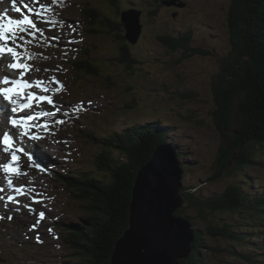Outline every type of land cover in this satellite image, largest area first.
I'll return each mask as SVG.
<instances>
[{"label": "rangeland", "instance_id": "obj_1", "mask_svg": "<svg viewBox=\"0 0 264 264\" xmlns=\"http://www.w3.org/2000/svg\"><path fill=\"white\" fill-rule=\"evenodd\" d=\"M3 1L0 0V11L1 9L6 11L8 8L11 11L10 17L6 14L7 18L31 19L36 26L29 28L27 25H22L26 30L18 34L30 42L25 47L32 54L34 51L35 56L34 60L22 61L32 65V70L26 73L23 79L29 82L38 79L45 81L50 91L40 93L39 89H34V93L51 97L59 108L57 112L56 108L48 105L47 101H32L33 107L28 109L30 113L24 114L18 111L17 116L24 120H27V115L41 111L54 113L29 122L33 126L29 129L28 136H22L23 129L12 128L8 121L0 129V160L6 162L0 167V182L9 186L8 180L12 181L9 186L11 192L0 191V211L9 208L13 213H20L22 220L28 221L21 222L19 228L8 227L6 232L16 234V237L23 242L37 243L35 244L37 248L29 252L27 247L25 248L22 252L26 253L25 256L3 255L4 263L61 264V257L65 256L68 250L63 243L64 254L62 248L60 249L59 236L62 237L64 234L58 224L59 215L65 211L67 214L64 219H70L74 208H79L81 203L72 199L70 191H64L66 189L64 184L52 180L44 174V171L47 168L56 172L75 168L82 171L95 167L94 154L99 153V148L87 138V131L89 129H94L96 133L101 131L96 124L97 120L103 119L105 121L103 126L109 131L115 128L125 129L128 123L132 125L145 120L162 121L170 127L169 130H165L168 139L175 140L178 146L195 161V168L188 172L187 179L189 182L201 185L199 188L203 194H219L230 185L237 184L240 180L237 176L212 180L220 148L223 144L228 148L230 146L227 141L225 142L222 131L215 125L212 113L217 105L214 83L217 77L223 74L225 64L236 60V47L232 42L227 21L231 0H194L193 12L183 10L180 13L185 17L183 21H186L180 25L183 24L193 32L200 21L215 26L214 39L209 38L211 31L200 27L191 43L195 48L208 49L210 55L202 56L200 53L187 52L185 47L171 53H168V49L164 47H155L157 44L150 38L155 32V26L159 23L175 24V21L169 18V13H161L154 24H150L147 28V44L155 45L151 46L153 51H141L139 59L142 63L136 64L132 69L114 65L110 69L115 77L114 85H111L106 78L76 73L69 62L76 52L83 51L81 48L86 41L94 47L98 57L120 53L119 45L114 43L115 39L111 34H104L103 37H96L93 33L86 35L87 21L84 14L91 8L87 0L86 2L56 0L55 3L52 0H5L9 6ZM11 3L15 6L11 7ZM33 3L36 6L32 5ZM41 4L47 5L51 10H42ZM17 8L19 11H16ZM48 21H56V23ZM185 27L180 28L185 31ZM41 39L47 43V46L40 44ZM63 51L65 53H62ZM132 51L136 53L134 49L130 50V53ZM78 58L82 57L78 56ZM11 63L13 59L11 62L0 61V71L21 79L20 73L9 68ZM84 64L90 66L85 62ZM98 66L101 67L100 64ZM36 68L39 71H35ZM52 77H55L58 83L50 82ZM11 106L8 105V110H11ZM256 106L263 112L262 103L257 102ZM9 128L16 134V140L13 141L17 144H13V150L21 149L22 146L26 150L16 152L18 157L16 161L12 160L11 151L6 155L3 150L2 133L7 132L14 137ZM232 131L233 129L227 131L228 136ZM31 136H35L36 139H30ZM47 155L52 159L45 160ZM68 160L74 163L68 164ZM5 164H11L16 171L5 172ZM248 172L255 178L260 176V171L256 167H251ZM262 176L264 181V175ZM241 180L240 186L244 187L243 182L246 181ZM254 187V191L260 189L255 182ZM16 188H19L20 192L15 191ZM0 189H3L1 185ZM247 189L250 191L248 187ZM9 197H13L14 200L9 201ZM41 212L45 214L43 220L40 219ZM222 214L223 216L216 218L228 222L233 221L235 217L233 214ZM205 237L210 246L221 249L219 253L205 254L206 264H232V258L226 252L228 245L225 239L212 238L208 235Z\"/></svg>", "mask_w": 264, "mask_h": 264}, {"label": "trees", "instance_id": "obj_2", "mask_svg": "<svg viewBox=\"0 0 264 264\" xmlns=\"http://www.w3.org/2000/svg\"><path fill=\"white\" fill-rule=\"evenodd\" d=\"M229 26L236 60L227 61L223 68L226 73L214 83L217 105L212 115L230 146L223 144L220 148L212 180L233 176L240 180L219 194H203L201 185L186 181L183 190L186 206L177 215L191 219L196 239L192 256L181 264H206L205 254L221 252L208 244L207 235L225 239L232 264H264V241L261 240L264 236V0H234ZM169 40H174L169 44L174 50L187 48L189 41L183 34L172 35ZM120 61L132 69L128 52L123 53ZM73 63L80 72L98 73L96 66L88 68L80 66L82 63L78 61ZM257 102L263 104V112L257 108ZM97 124L100 132L94 129L87 132L99 148V153L94 154L95 167L52 175L54 180L64 182L73 200L81 203L72 211L71 219L65 220L64 215L59 219L64 234L59 236L60 243L68 250L61 257V264L111 263L116 242L129 227L137 174L151 160L154 144L170 141L166 133H157V129H162L158 127L139 125L119 132L107 130L104 123ZM232 129L228 136L227 131ZM147 136L156 142L146 146L150 141ZM183 154L188 176L195 168V161L187 153ZM251 167L260 171L259 177L249 174ZM241 179L246 181L244 187L240 186ZM254 182L260 188L257 191H254ZM222 213L235 217L228 222L217 219ZM17 222L18 218L13 223ZM0 238L9 242V246L19 244V240L11 239L8 234L2 233Z\"/></svg>", "mask_w": 264, "mask_h": 264}, {"label": "water", "instance_id": "obj_3", "mask_svg": "<svg viewBox=\"0 0 264 264\" xmlns=\"http://www.w3.org/2000/svg\"><path fill=\"white\" fill-rule=\"evenodd\" d=\"M141 15L123 14L127 39L137 44ZM184 170L172 145L159 146L137 174L130 204L129 227L116 242L110 264H181L193 253L196 232L186 206Z\"/></svg>", "mask_w": 264, "mask_h": 264}, {"label": "snow or ice", "instance_id": "obj_4", "mask_svg": "<svg viewBox=\"0 0 264 264\" xmlns=\"http://www.w3.org/2000/svg\"><path fill=\"white\" fill-rule=\"evenodd\" d=\"M53 3L56 0H52ZM40 8L42 10H51L47 5L41 4ZM16 11H19L17 8ZM39 15V13H38ZM6 20V22H5ZM49 23H56V21H48ZM22 25H27L29 28H35L36 26L33 24L31 19H12L6 18L5 15H0V55H4L5 53L10 54L13 63L9 65V68L13 70H21L20 77L21 79H13L10 80L9 78H5L2 83L5 85L11 84V87H4L0 88V97L3 100L7 101L9 104L12 105L11 111L16 113L17 111L24 112L25 110L31 109L33 107L32 101H47L48 105L56 108V111H59V108L53 102V99L47 95H38L32 91H28L25 97V90L38 88L40 93H48L50 89L46 86L45 81L36 80L35 82H29L28 80H24L23 77L26 73L32 70V65L29 63H24L22 61H31L35 59V56L28 51L26 45L30 42L25 40L23 36L18 35L19 33L25 32V28ZM22 41L23 43H20ZM11 45V46H10ZM21 49H23L21 51ZM35 71H39L38 68L34 69ZM47 71V69H45ZM53 83H58L55 77L51 78ZM54 90V89H53ZM16 97V99H14ZM27 102H23V101ZM3 105H0L2 108ZM54 115L51 112H38L34 114L27 115V120L24 119H12L10 121L11 125L14 128H21L23 131L21 132L22 136L29 135V129L33 126L31 123L35 121L37 118L42 116ZM58 123H63V121H58ZM30 139H36L35 136L29 137ZM3 145H4V152H12V160L16 161L18 159L16 152L23 151V149H15L13 150V139L7 132L3 134ZM31 159V157H29ZM4 171L8 173H13L16 169L11 164L4 165ZM9 186H11L12 181L8 180ZM3 191V189H0ZM15 191L20 192L19 188H16ZM9 201L14 200L13 197L8 198ZM27 207V205H25ZM45 218V214L43 212L40 213V219L43 220ZM51 231V229H49ZM39 239V238H37Z\"/></svg>", "mask_w": 264, "mask_h": 264}, {"label": "bare ground", "instance_id": "obj_5", "mask_svg": "<svg viewBox=\"0 0 264 264\" xmlns=\"http://www.w3.org/2000/svg\"><path fill=\"white\" fill-rule=\"evenodd\" d=\"M4 2V4L5 5H8V2L7 1H3ZM32 5H34V6H36L34 3L32 4ZM9 6V5H8ZM15 5L14 4H11V7H14ZM8 8V7H7ZM0 14L1 15H4V14H7L8 15V17H10L11 16V11H10V9L8 8V10H6V11H4V10H2L1 9V11H0ZM7 18V17H6ZM5 22H6V20H5ZM217 43V42H216ZM0 61H6V62H11L12 61V57L11 56H8V54H4V55H0ZM1 73L3 74V72L1 71ZM4 87H9L8 85H0V88H4ZM33 89H35V90H37L38 88H33ZM26 94V93H25ZM27 95V94H26ZM14 99H16V97H14ZM0 105H3V107L2 108H0V129H1V127H2V124L6 121V117L7 116H9V110H8V102H3L2 101V99H1V97H0ZM22 113H30V111H24V112H22ZM3 132V131H2ZM4 133H6V132H3V134ZM12 139L13 140H16V135H15V137H12ZM13 144H17L16 142L14 143V141H13ZM23 148V151H26L25 149H24V147L22 146L21 147V149ZM3 149H4V147H3ZM10 152H5V154L6 155H8ZM46 159L45 160H47V159H50L51 158V156L50 155H47L46 157H45ZM52 159V158H51ZM49 162H51L50 160H48ZM53 161V160H52ZM1 183V182H0ZM1 185V187L3 188V193L5 192V191H7L8 190V192H11V189H9V187H7L6 188V185H4V184H0Z\"/></svg>", "mask_w": 264, "mask_h": 264}]
</instances>
